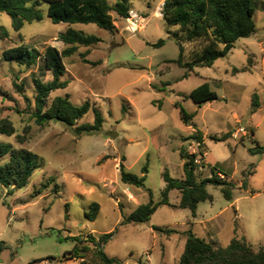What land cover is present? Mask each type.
Listing matches in <instances>:
<instances>
[{"label":"rangeland","instance_id":"rangeland-1","mask_svg":"<svg viewBox=\"0 0 264 264\" xmlns=\"http://www.w3.org/2000/svg\"><path fill=\"white\" fill-rule=\"evenodd\" d=\"M164 1L134 0L130 18L114 15L113 33L94 24H55L46 3L40 7L43 20L27 23L19 32L11 17L0 13V26L10 32L8 39H0V121L9 119L16 129L13 136L0 134V144L32 151L38 164L29 184L14 195L0 185V264H80L69 254L79 241L88 249L87 261L101 264L92 241L99 242L104 234L111 237L102 249L123 264H180L189 231L216 246L227 247L239 238L256 251L264 249V154L251 151L264 147V0H257L256 33L188 78L183 68L168 62L179 57V47L167 32L170 27L161 13ZM69 28L102 39L64 58L62 80L69 85L49 99L51 103L57 96H68L75 105L89 101L99 109L102 128L82 136L57 120L36 123L34 79L53 80L43 59L27 68L4 58L6 50L19 45L42 54L48 46L63 51L67 46L59 36ZM161 39L165 45L154 47ZM194 46L185 43L187 54ZM86 52L89 61L102 64L83 62L81 54ZM205 82L219 100L201 106L185 100L183 95ZM254 94L261 105L252 114ZM177 104L196 113L194 125L184 123ZM94 119L92 109L78 125ZM196 131L203 135L205 147L189 139ZM109 132L119 136L111 139ZM226 133L232 137L214 140ZM18 135L26 137L24 144L18 143ZM182 147L189 153H207L206 160L198 157V177L210 178V167L218 166L236 184L233 200L208 184L213 201L201 202L196 218L188 209L160 206L148 222L125 223V216L148 203L151 194L155 203L162 200L166 170L176 179L184 178ZM120 164L140 177L146 175L145 186L124 184ZM180 196L174 190L170 201L177 203ZM95 204L100 211L91 221L87 214ZM157 226L179 233L167 236L156 231Z\"/></svg>","mask_w":264,"mask_h":264},{"label":"trees","instance_id":"trees-1","mask_svg":"<svg viewBox=\"0 0 264 264\" xmlns=\"http://www.w3.org/2000/svg\"><path fill=\"white\" fill-rule=\"evenodd\" d=\"M133 1L0 0V13L9 15L14 30L19 32L25 24L43 20L40 7L42 3H46L48 16L55 24H94L113 33L117 29L114 15L123 19L130 18ZM256 12L257 0H165L161 13L167 26L170 28L179 26L178 31L172 32L170 28L167 31L169 35L173 36L179 47V57L168 62L176 63L180 68H183L185 70L184 78H188L196 68L213 66L218 59L228 56L240 39L250 38L256 33ZM9 37L8 29L0 26V39ZM59 40L67 46L63 51H59L54 46H48L42 54L26 45H19L6 50L4 58L6 61L16 62L27 68L38 65L39 59L42 58L45 70L51 72L53 80L50 82L34 79L36 110L33 116L38 125L57 120L73 128L78 136L97 132L102 128L104 118L99 109H94L89 101L82 105H75L68 96H57L51 103L49 99L52 93L65 89L69 85L68 81L62 80L66 74L64 58L75 55L80 46L90 48L102 42V39L96 35H86L74 28H69L66 33L59 36ZM165 43L166 41L161 39L153 46L159 48ZM185 43H193L196 46L187 54ZM81 56L85 63L93 66L102 64L100 60L89 61L86 58L87 52ZM236 71L237 73L244 72L247 69H236ZM15 86L20 92L23 91L21 85L15 83ZM183 96L185 100L191 99L199 106L220 99L218 93L212 90L209 82L203 83ZM260 105L259 95L254 94L251 104L252 114L258 111ZM177 106L181 109L184 123L190 126L194 125L193 120L196 113H188L181 104H177ZM92 109L95 113L94 122L78 125V122ZM0 134L7 136L16 134V129L9 119L0 121ZM230 137L232 134L226 133L221 138L214 140L226 141ZM189 139L196 140L198 147H205L201 132L196 131ZM17 140L18 143L24 144L26 137L18 135ZM251 151L264 154V147L259 146ZM180 153L184 161V178L176 179L166 170L163 173L165 187L162 190V200L155 203L151 194V200L148 203L140 205L134 212L125 216V223L148 222L160 206L188 209L191 211L192 217L196 218L198 205L201 202L213 201V196L207 190L208 184L220 187L225 198L228 201L233 200V189L236 184L227 180V175L218 166L210 167V178L200 179L198 177L197 171L200 165L197 160L199 156L201 159H205V152L189 153L185 147H182ZM7 157L9 159L3 162ZM37 168V155L32 151L22 147L14 148L11 144H0V185L9 189L8 195H14L15 191L25 188ZM119 169L121 181L124 184L136 187L145 186L146 175L140 177L131 173L123 164H120ZM174 190L181 194L177 203L170 201V193ZM91 209V214H87V216L91 221H94L99 214L100 206L95 204ZM155 230L167 236L179 233L175 229L161 226L155 227ZM110 237L111 235L104 234L99 242L92 241L96 247L94 255L101 264H123L120 259L110 257L102 249V244L106 243ZM78 243L69 254L73 259L80 260V264H93L87 261L88 249L86 246H80L82 241ZM37 262L41 261L28 264ZM180 264H264V249L256 251L245 239L239 238H234L227 247L216 246L189 231Z\"/></svg>","mask_w":264,"mask_h":264},{"label":"water","instance_id":"water-1","mask_svg":"<svg viewBox=\"0 0 264 264\" xmlns=\"http://www.w3.org/2000/svg\"><path fill=\"white\" fill-rule=\"evenodd\" d=\"M107 135H108L111 139H116V138L119 136V134L116 133V132H109Z\"/></svg>","mask_w":264,"mask_h":264},{"label":"crops","instance_id":"crops-1","mask_svg":"<svg viewBox=\"0 0 264 264\" xmlns=\"http://www.w3.org/2000/svg\"><path fill=\"white\" fill-rule=\"evenodd\" d=\"M206 155H207V153H205V160H206ZM205 163H206V161H205ZM207 164V163H206Z\"/></svg>","mask_w":264,"mask_h":264},{"label":"built area","instance_id":"built-area-1","mask_svg":"<svg viewBox=\"0 0 264 264\" xmlns=\"http://www.w3.org/2000/svg\"><path fill=\"white\" fill-rule=\"evenodd\" d=\"M241 131H243V129H241ZM197 163H200V161L197 160Z\"/></svg>","mask_w":264,"mask_h":264}]
</instances>
